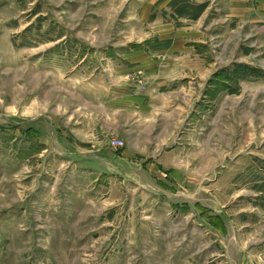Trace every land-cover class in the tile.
<instances>
[{"label": "rangeland", "instance_id": "1", "mask_svg": "<svg viewBox=\"0 0 264 264\" xmlns=\"http://www.w3.org/2000/svg\"><path fill=\"white\" fill-rule=\"evenodd\" d=\"M129 86L155 177L78 163ZM0 264H264V0H0Z\"/></svg>", "mask_w": 264, "mask_h": 264}, {"label": "crops", "instance_id": "2", "mask_svg": "<svg viewBox=\"0 0 264 264\" xmlns=\"http://www.w3.org/2000/svg\"><path fill=\"white\" fill-rule=\"evenodd\" d=\"M142 51L143 53L137 54H142V58L133 62L130 73H134L133 75H135V71L142 72L143 80H145L144 82L146 85V75L148 77L152 76L157 78L159 70L158 66L160 67V65L163 63V60L152 59L148 54H146V50ZM197 64H199V61H197ZM133 75L130 74L129 77L133 78ZM129 89L130 90H127L128 92L124 97L120 96L119 98L123 99L121 104L123 105V109L132 110L134 114L133 126L130 128V134H123L122 130H120V128L116 125V117L121 109L119 107L117 110L111 113V122L106 120L103 122L100 120L96 124L97 126L92 125L95 123L94 121L92 123H88L86 121L84 126L81 123L78 144L81 150H79L77 154L78 163L89 168V170L92 172H98L99 170H102L103 161H108L112 165V163H119L116 159H130L129 163H133L134 161L135 165L138 164L141 168L144 166V177H146V173L155 177V175H153L150 170L154 171L153 165L158 164V160L154 158V155L156 154L153 153L156 152L155 148L158 147L159 139L157 135L154 137L150 136L148 131L150 124L155 123L158 120L159 115L157 112V107L154 111V98H158L160 96L156 95L155 92H152L153 90H150L147 87L144 92L142 91L140 93L135 91L131 86H129ZM153 113L155 114L154 118L150 117ZM143 114H146V118H142ZM101 122L104 123L103 126L101 125ZM143 132H146L147 135L142 137ZM111 136L122 138L125 141V149H122L120 152L116 153L117 151L115 148L110 147L108 144V139ZM149 146L153 147L150 151H148L150 155H148L147 158H141V154L145 153L146 151L138 149ZM115 157L116 159H114Z\"/></svg>", "mask_w": 264, "mask_h": 264}, {"label": "built area", "instance_id": "3", "mask_svg": "<svg viewBox=\"0 0 264 264\" xmlns=\"http://www.w3.org/2000/svg\"><path fill=\"white\" fill-rule=\"evenodd\" d=\"M109 142L111 145L116 146V147H121L123 145V140L115 138V137L111 138Z\"/></svg>", "mask_w": 264, "mask_h": 264}]
</instances>
